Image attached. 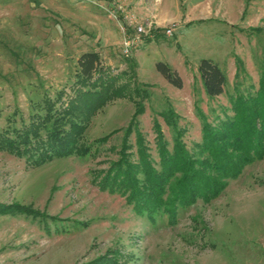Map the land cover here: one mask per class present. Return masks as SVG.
Here are the masks:
<instances>
[{
  "label": "rangeland",
  "instance_id": "1",
  "mask_svg": "<svg viewBox=\"0 0 264 264\" xmlns=\"http://www.w3.org/2000/svg\"><path fill=\"white\" fill-rule=\"evenodd\" d=\"M85 51L98 53L116 84L146 90V98L130 91L142 112L125 134L132 99L98 109L82 138L91 146L86 155L31 167L0 151V204L43 214L0 211V264H264V154L215 198L178 207L173 223L137 213L122 193L98 183L121 151L137 159L136 132L158 168L156 124L168 149L172 143L161 111H172L191 153L203 123L231 116L238 92L254 93L264 73V0H0V129L28 123L44 96L72 95ZM201 58L226 76L213 98L196 72ZM156 61L176 71L180 88L155 70Z\"/></svg>",
  "mask_w": 264,
  "mask_h": 264
},
{
  "label": "trees",
  "instance_id": "2",
  "mask_svg": "<svg viewBox=\"0 0 264 264\" xmlns=\"http://www.w3.org/2000/svg\"><path fill=\"white\" fill-rule=\"evenodd\" d=\"M151 33L153 37L159 35L156 29ZM154 67L170 85L180 88L181 80L175 70L163 61H156ZM196 72L208 98L221 94L226 76L216 63L201 58ZM109 73L100 64L97 52H82L75 63L72 95L61 89L53 97L44 96L37 104L38 110L29 115L28 123L0 129V151L22 158L31 167L71 154L86 155L91 146L83 145L82 138L90 118L116 98L134 101L132 117L124 130L128 134L135 123L134 116L142 112L141 101H135L130 91L140 98L148 94L144 88L131 90L126 84H116V76ZM231 101V116L218 119L215 124L203 123L202 140L191 153L180 140L182 129L172 111H161L164 123L172 131V143L168 149L156 124L158 168L136 132L137 159L129 162L121 151L118 160L99 179L100 187L122 193L139 214H165L168 223L174 222L178 207L196 198L203 202L215 198L227 180L237 177L246 164L264 154V73L253 94L238 92ZM105 139L99 137L92 143L101 144ZM0 211L43 217L17 204H0Z\"/></svg>",
  "mask_w": 264,
  "mask_h": 264
},
{
  "label": "built area",
  "instance_id": "3",
  "mask_svg": "<svg viewBox=\"0 0 264 264\" xmlns=\"http://www.w3.org/2000/svg\"><path fill=\"white\" fill-rule=\"evenodd\" d=\"M135 31L138 33V34H140V33H148V32H145V30L140 26V25H136L135 26ZM163 33L165 34V35H169L170 33H171V28L170 27H165L164 29H163ZM129 45V42L127 41L126 43H125V47L126 46H128Z\"/></svg>",
  "mask_w": 264,
  "mask_h": 264
}]
</instances>
